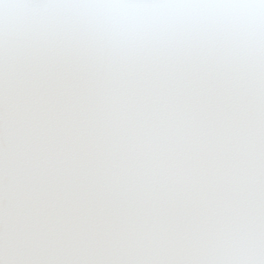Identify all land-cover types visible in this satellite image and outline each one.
<instances>
[{"label":"snow or ice","instance_id":"6c2138e0","mask_svg":"<svg viewBox=\"0 0 264 264\" xmlns=\"http://www.w3.org/2000/svg\"><path fill=\"white\" fill-rule=\"evenodd\" d=\"M0 264H264V0H0Z\"/></svg>","mask_w":264,"mask_h":264}]
</instances>
